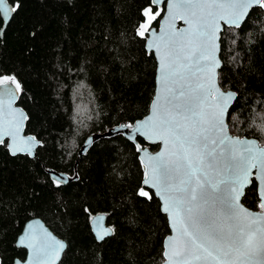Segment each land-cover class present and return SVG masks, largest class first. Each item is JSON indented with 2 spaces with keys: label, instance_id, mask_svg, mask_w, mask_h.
<instances>
[{
  "label": "trees",
  "instance_id": "obj_1",
  "mask_svg": "<svg viewBox=\"0 0 264 264\" xmlns=\"http://www.w3.org/2000/svg\"><path fill=\"white\" fill-rule=\"evenodd\" d=\"M149 2L19 0L0 35V77L21 84L26 133L40 144L35 158L13 156L0 144V264L26 257L16 241L33 218L67 242L59 264H163L169 223L155 193L143 186L135 145L121 135L104 138L79 156L91 135L149 113L157 61L136 35ZM221 60L219 83L238 95L230 132L264 145V11L251 12L239 29H224ZM48 170L78 179L57 188ZM140 188L152 199L138 196ZM242 202L260 210L255 180ZM85 208L91 219L107 216L110 238L96 241Z\"/></svg>",
  "mask_w": 264,
  "mask_h": 264
},
{
  "label": "snow or ice",
  "instance_id": "obj_2",
  "mask_svg": "<svg viewBox=\"0 0 264 264\" xmlns=\"http://www.w3.org/2000/svg\"><path fill=\"white\" fill-rule=\"evenodd\" d=\"M164 2L150 0L136 31L142 39L153 37L164 95L153 101V113L145 121L120 126L131 130L127 138L137 152L147 153L137 135L164 146L161 152L147 155L143 181L156 190L161 211L175 233L167 237L162 255L166 264H264V214L249 212L240 203L252 169H257L258 207L264 210V147L229 135L225 116L236 93L221 90L216 72L221 67L216 53L222 25L230 31L241 28L251 12L264 11V0H167L168 30L158 33L152 22L161 16L163 9L158 6ZM20 6L19 0H0L4 25ZM176 18L188 27L173 31ZM9 82L15 84V91L2 88L0 97H8L10 103L22 87L15 77H0V85ZM21 116L26 118L22 110ZM33 142L39 144L36 137H28L27 147L15 143L9 147L13 155L17 151L31 155ZM49 176L57 188L69 182L63 173ZM137 195L152 199L144 188ZM84 211L91 219L90 210ZM28 227L27 242L21 238L18 246L31 249L33 264H55L64 242L47 230ZM111 231L97 233V240Z\"/></svg>",
  "mask_w": 264,
  "mask_h": 264
},
{
  "label": "water",
  "instance_id": "obj_3",
  "mask_svg": "<svg viewBox=\"0 0 264 264\" xmlns=\"http://www.w3.org/2000/svg\"><path fill=\"white\" fill-rule=\"evenodd\" d=\"M158 7L161 8V9H163V11L161 12V15L162 16H161V19H160V22H159V26L158 27H154L155 30L159 33V32H161V29H164L165 31L168 30V25H169V22H170V17L168 15L169 9H168V6H167V0H165V2L162 3V4H160ZM246 20H247V18H246ZM8 24L7 25H3V33H4L5 29H6V27L8 26ZM187 27H188V25L185 24L183 20H181L179 18H176L175 21L173 22L172 30L174 31V30H178V29H181V28H185L186 29ZM226 27L227 26H223L222 25V31L219 34L220 37H221V34L223 33V31H224V29ZM1 37H3V34L1 35ZM152 41H153V37H150L149 36L148 39L146 40V49H147V51L150 54L153 53L155 55V58H156V61H157L155 95H154V98L152 100L149 113L144 118H142L140 120H137L136 122H134L132 124H136V123H138L140 121H145L148 116L152 115L153 110H154L153 109V101L157 98L158 95L159 96H163L164 95V89H163L162 83H158V81L160 80V73L158 72V68H159V58H158V55L155 53V50L151 47ZM218 43H219V51L216 53V56H217V59L220 60V62H221V67L216 69L217 74H219V71H220V69L222 68V65H223L222 64V60H221V40ZM217 83H218V86L221 87V85L219 83V77H218V75H217ZM9 87L15 91V87L16 86L13 83H10L9 82L8 84L0 85V89H2V88H9ZM221 90L222 91H232V92H235L233 90H224L222 87H221ZM19 95H20L19 92H15V99H12L10 103H9L8 97H0V138H2L3 141L7 143V148L10 151L11 155H13V154H12L11 148L9 147L10 145H13V143H15L19 147H27L28 145H26L24 143V141L26 140V138H28V137H34L33 135L26 133V118H27V115H26V112L24 111V109L18 104V102H19ZM237 97H238V95L236 93V98L231 102L230 107L228 109V114H226V116H225V122H226V124L228 126L229 135H231L233 137H238L240 139L254 140V141H256L257 145H259L260 147H264V145L260 144V142L258 140H256V139H254V138L234 136L230 132L229 125H228V116H229V112H230L231 108L234 106V104H235V102L237 100ZM21 110L23 112V116L26 117V118H22V116H21ZM124 124H130V123H121L120 125H117V126H114V127L110 128V129H108L104 133H96V134L91 135L85 141V143L83 144V146L79 150V156L85 155L88 152V150L93 146V144L95 142L99 141L100 139H104V138H114V137H117V136H120L121 135L124 138H126L127 140H129L127 137L131 133V130L130 129H126V128L125 129H122L120 126L121 125H124ZM17 128H18V131H17ZM6 133H11V135H8ZM13 137H15V141H13ZM90 138H91V141H92L91 143H89V139ZM140 139L143 140L146 144L141 143L140 142ZM136 140H137V142H139L142 145L143 148H146L147 149V153L138 152L139 153V160L141 162V165L143 167V171H144V174H145V172L148 171V169L145 166L146 163H147V159H146L147 155H149V154L150 155H155L156 153L161 152L163 150V147L164 146H163L162 142H160V141H157L156 143H152L147 138L141 137L139 135H137ZM129 141L134 144L133 141H131V140H129ZM39 144H40V142H39ZM39 144H36L35 142H33L31 144V147H32V154L31 155L27 154V152L17 151V153L15 155H13V156H16V155H29L30 157L35 158L36 155H37V148H38ZM150 145H158L159 148L156 151H153L150 148ZM50 172H54L56 174L62 173V172H57V171H54V170H48V173H50ZM256 173H257V169H252V174L250 176L251 183L247 184L243 188L244 195L246 193V190L249 187L252 186L253 180H255L256 183H257V189H258V195H259L260 186H259V182L255 179ZM63 174L66 177L69 178V182L68 183H70V182H72V181H74V180L77 179V176H75L73 178V177H71L70 175H68L66 173H63ZM144 179H145V176H144ZM144 179H143V181H144ZM143 186L145 188H148V189L152 190L154 193L156 192L155 189H152L149 186H146L144 184H143ZM244 195H242L240 197V203H241V205L245 209H247L249 212H252V213H261V214H264V210H262V209H260V210H252V209L248 208L242 202ZM155 196L159 199V201L161 203L160 197L157 196V195H155ZM259 199H260V196H259ZM162 213L165 214L164 212H162ZM101 217H103L102 220L100 219ZM167 219H168V223H169V217L168 216H167ZM29 225H32L39 232H43L44 230H47L57 240H60V241H63L64 242V244L66 245V247L63 250V252H61L60 258L55 262V264H59L61 262L62 258H63V255H64L65 251L67 250L68 244H67V242L65 240H63L60 237H58L45 224V222L41 218H33V219H30L25 224V226L23 228V231L21 232V234L17 238L16 246L18 248H20V249L26 250V252H27L26 258L24 260H21V259L17 258V259H15L14 264H33V261H32V258H31V249H29L27 247H24V246H18L19 245V241H20L21 238H23L25 240V242H27V235H28V232H29V227L28 226ZM90 227H91V231H92V233H93L96 241L99 242V243L104 242L106 239L110 238L112 236V234H113L112 228L107 224V216L105 214H98V215L94 216L91 219ZM109 229L112 230L109 235L105 236V238L103 240H97V238H96V234L97 233L103 234L106 230H109ZM174 234L175 233L173 232V230L170 229V234L167 237L173 236ZM167 237L164 240V248H165V245H166ZM163 264H166V261L165 260H164Z\"/></svg>",
  "mask_w": 264,
  "mask_h": 264
},
{
  "label": "flooded vegetation",
  "instance_id": "obj_4",
  "mask_svg": "<svg viewBox=\"0 0 264 264\" xmlns=\"http://www.w3.org/2000/svg\"><path fill=\"white\" fill-rule=\"evenodd\" d=\"M153 27H154V26H153ZM25 251H26V250H25ZM26 254H27V252H26ZM25 258H26V257H25ZM25 258H24V259H25ZM24 259H21V260H24ZM13 264H14V263H13Z\"/></svg>",
  "mask_w": 264,
  "mask_h": 264
},
{
  "label": "rangeland",
  "instance_id": "obj_5",
  "mask_svg": "<svg viewBox=\"0 0 264 264\" xmlns=\"http://www.w3.org/2000/svg\"><path fill=\"white\" fill-rule=\"evenodd\" d=\"M153 22H154V21H153ZM153 22H152V23H153ZM10 83H11V82H10Z\"/></svg>",
  "mask_w": 264,
  "mask_h": 264
}]
</instances>
